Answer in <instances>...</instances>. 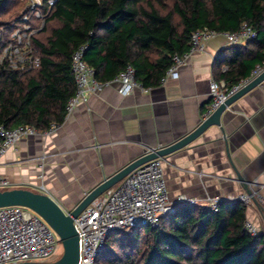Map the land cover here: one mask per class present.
<instances>
[{
    "label": "trees",
    "instance_id": "trees-1",
    "mask_svg": "<svg viewBox=\"0 0 264 264\" xmlns=\"http://www.w3.org/2000/svg\"><path fill=\"white\" fill-rule=\"evenodd\" d=\"M167 1L56 0L50 8L43 5V26L31 39L39 65L20 73L0 63V126L32 125L43 132L60 125L75 90L71 55L81 45L87 46L82 60L97 81L113 79L129 64L134 80L149 89L159 86L173 55L189 51L195 30L235 32L244 23L255 31L245 46H231L229 56L216 58L227 68L220 71L219 66L213 76L227 87L264 60V0H173L170 8ZM20 2L0 0V53L18 17L11 10L23 6ZM245 213L239 201H221L216 212L181 203L155 229L142 228L131 237L112 233L102 256L119 243L116 264H264V237L243 229Z\"/></svg>",
    "mask_w": 264,
    "mask_h": 264
},
{
    "label": "crops",
    "instance_id": "crops-1",
    "mask_svg": "<svg viewBox=\"0 0 264 264\" xmlns=\"http://www.w3.org/2000/svg\"><path fill=\"white\" fill-rule=\"evenodd\" d=\"M231 46L221 36L208 40L175 76L147 92L121 96L113 84L90 96L64 116L53 133L24 138L0 156V175L10 182L9 188L39 192L43 187L64 210H71L104 178L148 150L176 142L201 122L211 101L210 82L223 81L214 78L213 70L227 68L216 58L229 56ZM221 125L231 161L258 203L246 204L245 219L264 229V208L258 201L264 199V82L235 101ZM224 141L219 128L210 127L165 158L171 200L184 195L202 203L206 197L244 194Z\"/></svg>",
    "mask_w": 264,
    "mask_h": 264
},
{
    "label": "built area",
    "instance_id": "built-area-1",
    "mask_svg": "<svg viewBox=\"0 0 264 264\" xmlns=\"http://www.w3.org/2000/svg\"><path fill=\"white\" fill-rule=\"evenodd\" d=\"M24 1V7L15 19L16 24L9 32L0 53V63L6 62L10 69L20 73L28 72L39 65V58L32 49L31 39L43 26L42 6L50 8L56 0ZM217 36L223 37L228 45L237 46L254 39L256 33L244 23L235 32H216L206 28L193 31L190 35L189 51L172 56L171 65L161 82L175 76L177 70L186 64L192 54L201 51L205 42ZM86 48V44L81 45L71 55L75 90L66 103L65 116L78 104L86 103L90 96L99 94L113 84H117L116 90L121 96L131 95L137 90L141 92L149 90L134 80V70L129 64L113 79L106 82L97 81L93 69L82 60ZM262 71L264 60L257 64L247 77L230 87L223 81H211L209 84L211 101L203 118ZM57 127L51 125L48 130L39 132L32 125H19L12 129L0 126V156L20 140L37 135H49ZM164 161V158H156L135 168L118 184L91 201L73 219V227L78 238L77 264H96L112 233L123 232L131 237L142 228L155 229L163 217L174 213L176 203L200 204L211 212H216L218 204L224 200L239 201L245 205L250 201L245 194L227 198L206 197L202 203L196 198L184 195L171 200L164 177ZM9 187L10 182L0 175V190ZM41 191H45L43 187ZM258 201L264 208V199L258 198ZM243 229L251 236L264 237V229L255 226L249 220L245 219ZM59 247L61 244L58 236L36 213L21 206L0 207V264L54 261Z\"/></svg>",
    "mask_w": 264,
    "mask_h": 264
},
{
    "label": "water",
    "instance_id": "water-1",
    "mask_svg": "<svg viewBox=\"0 0 264 264\" xmlns=\"http://www.w3.org/2000/svg\"><path fill=\"white\" fill-rule=\"evenodd\" d=\"M263 82L264 71L249 81L237 92L227 97L188 134L168 146L148 150L113 175L104 178L97 186L87 192L83 199L69 211L64 210L53 198L43 191L35 192L24 188H8L0 190V207L21 206L36 213L58 236L62 248L60 257L54 261L18 262L12 264H77L78 238L73 227V219L77 217V215L89 205L91 201L119 183L132 170L152 159H165L177 151L184 149L203 135L210 127L219 128L222 137L225 140V154L231 168L233 169L235 180L240 184L244 194L247 195L255 205H258L254 193L249 187V182H246L243 179L231 161L225 133L221 125V117L235 101Z\"/></svg>",
    "mask_w": 264,
    "mask_h": 264
},
{
    "label": "rangeland",
    "instance_id": "rangeland-1",
    "mask_svg": "<svg viewBox=\"0 0 264 264\" xmlns=\"http://www.w3.org/2000/svg\"><path fill=\"white\" fill-rule=\"evenodd\" d=\"M19 2L20 1H22V5L23 6H21V4H19L18 6H16V8H13V10H11V12L13 13V17L16 15V14H19L21 11H22V9H23V7H24V4H25V1L24 0H18ZM172 1L173 0H168L167 1V8H170V5L172 4ZM21 3V2H20ZM21 8V9H20ZM12 13H10V15L12 14ZM123 233V232H122ZM118 237H119V239L121 240L124 236L122 235V234H120V235H118ZM132 247V246H131ZM130 246H126V248L124 247V249H126V250H132V248H131ZM122 249V247L121 246H119V243H115V245L114 244H112V248H111V250H110V253L108 252V254L106 255V253H104V255L102 256V254L99 256V258H98V260L101 258V256H102V259L100 260V262H101V264H106L107 262H111V264H116V262L117 261H119V256H120V254H121V250ZM61 253H62V249H61V247H59V249H58V252H56V258H55V260L56 259H58L59 257H60V255H61ZM106 256H108V257H106ZM103 258L105 259V260H103Z\"/></svg>",
    "mask_w": 264,
    "mask_h": 264
},
{
    "label": "bare ground",
    "instance_id": "bare-ground-1",
    "mask_svg": "<svg viewBox=\"0 0 264 264\" xmlns=\"http://www.w3.org/2000/svg\"><path fill=\"white\" fill-rule=\"evenodd\" d=\"M59 249V248H58ZM57 252H58V250H57Z\"/></svg>",
    "mask_w": 264,
    "mask_h": 264
}]
</instances>
